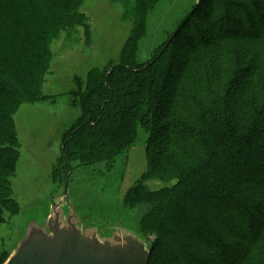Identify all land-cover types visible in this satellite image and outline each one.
Instances as JSON below:
<instances>
[{
	"label": "trees",
	"instance_id": "16d2710c",
	"mask_svg": "<svg viewBox=\"0 0 264 264\" xmlns=\"http://www.w3.org/2000/svg\"><path fill=\"white\" fill-rule=\"evenodd\" d=\"M83 1L0 0V222L16 206L14 115L23 104L48 99L41 83L53 40L80 26L90 35ZM163 1L127 0L138 22L120 64L91 71L86 88L79 81L82 114L66 133L61 175L86 164L113 165L137 129H146L148 170L125 206L140 214L136 227L151 243L149 264H264V0H195L164 43L141 50ZM199 21L216 36L201 32ZM189 26L196 44L187 39ZM173 37L186 41L182 62L168 57ZM174 68L183 72L164 100ZM153 183L162 188L152 190ZM187 198L194 215L186 217ZM9 256L0 252V264Z\"/></svg>",
	"mask_w": 264,
	"mask_h": 264
},
{
	"label": "rangeland",
	"instance_id": "374dc122",
	"mask_svg": "<svg viewBox=\"0 0 264 264\" xmlns=\"http://www.w3.org/2000/svg\"><path fill=\"white\" fill-rule=\"evenodd\" d=\"M194 3L195 0L163 1L154 11L151 25L155 32L150 28L149 36L140 41L141 50L147 49L148 44L152 47L158 42L164 43L178 28V23L188 17ZM215 5L217 8L222 6L221 2ZM188 6L191 7L186 8ZM129 7L133 8V5H127V0H84L80 11L88 18L90 35L80 26L61 32L53 40L51 66L41 83V90L48 99L23 104L14 115L19 138V161L11 179L12 197L16 206L10 207L9 212L5 213V220L0 222V252L12 254L21 238L25 216L32 210L51 206L54 198L65 191L69 177V198L74 201L77 209L90 213L102 222L117 220L137 229L140 214L126 208L125 199L148 170L151 145L149 131L139 127L134 142L116 158L113 165L108 162L86 164L72 169L66 179L61 175L63 146L70 137L66 133L82 114L75 96L79 81H83V88H86L91 71H106L120 64L123 49L138 22ZM227 13L224 11L222 15ZM196 24L201 32L216 36L208 22L199 21ZM187 31L189 42L196 44L191 26ZM174 39L170 38L165 46L169 47L168 57L178 55L177 62H182L183 55L189 51L186 41ZM148 58L149 55L142 60L147 61ZM182 72V69L174 68V77L167 86L164 100L168 99L170 89ZM160 125L158 123L155 126V132ZM161 138L158 135L156 143ZM77 164L74 162L73 165ZM150 188L157 190L162 185L153 183ZM192 202L193 199H190L183 205L186 217L188 213L194 215ZM185 221L182 224H186ZM174 226L177 230V225ZM242 240L247 242L246 238ZM148 244L150 246L151 243ZM215 251L217 249L212 250ZM162 257L167 263L173 262L169 256Z\"/></svg>",
	"mask_w": 264,
	"mask_h": 264
},
{
	"label": "water",
	"instance_id": "95a60500",
	"mask_svg": "<svg viewBox=\"0 0 264 264\" xmlns=\"http://www.w3.org/2000/svg\"><path fill=\"white\" fill-rule=\"evenodd\" d=\"M65 191L46 209L29 212L4 264H149L151 250L136 228L102 222L77 209Z\"/></svg>",
	"mask_w": 264,
	"mask_h": 264
}]
</instances>
